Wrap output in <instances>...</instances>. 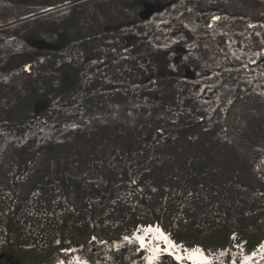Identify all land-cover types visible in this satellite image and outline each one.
<instances>
[{
    "label": "trees",
    "instance_id": "16d2710c",
    "mask_svg": "<svg viewBox=\"0 0 264 264\" xmlns=\"http://www.w3.org/2000/svg\"><path fill=\"white\" fill-rule=\"evenodd\" d=\"M21 1L0 26V264H97L150 225L188 249L257 250L264 94L234 82L206 105L207 75L165 32L184 0Z\"/></svg>",
    "mask_w": 264,
    "mask_h": 264
},
{
    "label": "rangeland",
    "instance_id": "374dc122",
    "mask_svg": "<svg viewBox=\"0 0 264 264\" xmlns=\"http://www.w3.org/2000/svg\"><path fill=\"white\" fill-rule=\"evenodd\" d=\"M19 1L0 0V26H14L17 24L14 22L24 18L19 16L25 10L21 7L23 1ZM15 2L19 5L16 6ZM211 8H216L220 14L212 11L208 15L199 12ZM163 19L169 25L165 32L173 29L176 34L169 41H183L182 47L187 50L183 60L197 65L207 75L197 94L202 96L209 108L221 104L225 98H232L234 82L236 85L245 83L247 87H242L244 91L251 88L264 94V0H184L182 5L163 14ZM22 29V26L18 28ZM5 35H2L3 39H7ZM7 41L10 47H18L17 40ZM198 83L200 82L194 81L195 85ZM100 245L101 242H96L92 246L95 253L99 252ZM103 246L107 250L98 257L97 264H118L116 256H124L128 264H134L140 257L129 244L126 251L121 253L119 250L125 247V242L116 243L114 251H118L117 253L107 248L106 244ZM242 251L235 248L227 252L230 255L225 253L224 258L217 255L216 260L219 263H215L231 264L232 260L243 261ZM72 254L74 259V254L78 253ZM78 255L81 260H88L84 254ZM71 257L69 255L64 258L66 264H77ZM163 262L170 260L163 259Z\"/></svg>",
    "mask_w": 264,
    "mask_h": 264
},
{
    "label": "bare ground",
    "instance_id": "6f19581e",
    "mask_svg": "<svg viewBox=\"0 0 264 264\" xmlns=\"http://www.w3.org/2000/svg\"><path fill=\"white\" fill-rule=\"evenodd\" d=\"M152 228H158V229H163L162 227L160 228V225H150ZM147 227H149V226H147ZM164 230V229H163ZM165 231V230H164ZM166 232V231H165ZM139 235H141L140 233H139ZM129 238H131V239H133L134 240V238L133 237H129ZM256 251V250H255ZM70 253V252H69ZM191 254V253H190ZM193 254V253H192ZM195 254H196V252H195ZM73 255V254H72ZM180 258H183V256H180ZM80 259V258H79ZM263 259V258H262ZM64 261V260H63ZM208 261V259L206 258V257H203V256H201V255H199V254H196L195 255V258L193 259V264H206V262ZM65 262V261H64ZM86 264V260H81L80 259V261L77 263V264ZM143 263V261H139L138 263H136V264H142ZM59 264H60V262H59ZM65 264H66V262H65ZM88 264V263H87ZM189 264H192L191 262H189ZM243 264H264V261L263 262H253V260H251V258H248Z\"/></svg>",
    "mask_w": 264,
    "mask_h": 264
},
{
    "label": "snow or ice",
    "instance_id": "6c2138e0",
    "mask_svg": "<svg viewBox=\"0 0 264 264\" xmlns=\"http://www.w3.org/2000/svg\"><path fill=\"white\" fill-rule=\"evenodd\" d=\"M163 241H164L166 244H167V243H170V242L168 241V239H167L166 236L163 237ZM195 255H196V254L194 253L192 256L189 257V259H194V258H195Z\"/></svg>",
    "mask_w": 264,
    "mask_h": 264
},
{
    "label": "clouds",
    "instance_id": "9594fccd",
    "mask_svg": "<svg viewBox=\"0 0 264 264\" xmlns=\"http://www.w3.org/2000/svg\"><path fill=\"white\" fill-rule=\"evenodd\" d=\"M169 236H170V235H169ZM176 243H177V242H176ZM181 248H183L182 245L180 246V249H181ZM200 248H201V247H199V250H200ZM201 251L204 252V250H202V248H201ZM221 254H222V253H219V254L215 253L216 256H217V255H221ZM163 259H164V258H163ZM163 259H162V260H163ZM164 260H165V259H164ZM61 261H63V260H61ZM61 261H60V264H61ZM134 263H135V262H134ZM163 264H164V262H163Z\"/></svg>",
    "mask_w": 264,
    "mask_h": 264
},
{
    "label": "water",
    "instance_id": "95a60500",
    "mask_svg": "<svg viewBox=\"0 0 264 264\" xmlns=\"http://www.w3.org/2000/svg\"><path fill=\"white\" fill-rule=\"evenodd\" d=\"M160 228H161V226H160ZM139 233H140V234H142V232H141V231H140ZM139 233H138V234H139ZM181 249L183 250L184 248H181ZM183 252H185V251L183 250ZM61 262H62V261H61ZM58 264H59V263H58Z\"/></svg>",
    "mask_w": 264,
    "mask_h": 264
},
{
    "label": "flooded vegetation",
    "instance_id": "af4514ba",
    "mask_svg": "<svg viewBox=\"0 0 264 264\" xmlns=\"http://www.w3.org/2000/svg\"><path fill=\"white\" fill-rule=\"evenodd\" d=\"M164 259H167V260H168V258H166V257H165ZM86 262H87V261H86ZM140 262H141V261H140ZM164 263H166V262H164Z\"/></svg>",
    "mask_w": 264,
    "mask_h": 264
}]
</instances>
